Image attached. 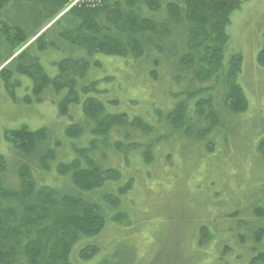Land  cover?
<instances>
[{"label": "rangeland", "instance_id": "rangeland-1", "mask_svg": "<svg viewBox=\"0 0 264 264\" xmlns=\"http://www.w3.org/2000/svg\"><path fill=\"white\" fill-rule=\"evenodd\" d=\"M237 1L242 3L226 27L229 43L221 72L229 68L232 55L241 56L237 83L248 106L242 114H230L220 94L222 84H205L218 86L210 95L221 118V126L207 136L200 130L205 123L188 137L170 128L163 117L183 99V82L171 80L168 67L146 64L141 58L124 61L100 55L102 68L91 69L85 79L100 80L97 97L108 113L139 117L151 128L147 133L130 126L114 129L105 143L89 133L81 104L70 106L72 118L59 116V95L48 90L43 102L26 103V96L32 98L31 81L15 75L11 81L19 85L8 92L0 77V154L8 161L9 172L16 161L4 133L22 127L47 128L49 139L59 143L54 151L60 163L74 160L76 150L98 142L97 150L88 155L105 170L117 172L113 173L116 180L94 194L105 213V228L96 238L72 248V264H253L264 253V237L257 241L254 236L264 225V218L256 214L264 210V155L258 150L264 139V69L256 63L264 43V0ZM52 61L41 54V64L51 77L57 71ZM188 108V118H196L195 102ZM191 122V127L197 124ZM71 124L84 132L67 137ZM115 142L121 143L119 150L110 145ZM56 164L48 174L36 172L39 184L60 187ZM104 196L113 198L111 204L116 199L119 207L106 204ZM87 245L98 247L99 252L83 261L78 253Z\"/></svg>", "mask_w": 264, "mask_h": 264}, {"label": "trees", "instance_id": "trees-1", "mask_svg": "<svg viewBox=\"0 0 264 264\" xmlns=\"http://www.w3.org/2000/svg\"><path fill=\"white\" fill-rule=\"evenodd\" d=\"M241 3L0 0V50L4 51L0 54V77L8 92L19 85L12 83L13 76L28 78L32 98L26 96L23 100L26 103L43 102V94L48 90L59 95L56 103L59 116L72 118L70 106L81 104L89 133L105 143L114 129L130 126L147 133L151 128L139 117L129 119L126 114L108 113L97 97L100 80L85 79L91 69L102 68L100 55L124 61L128 57L141 58L146 64L168 67L171 80L176 84L183 82V99L173 112L162 116L170 128L188 137L205 123L208 125L200 130L207 136L221 126V118L211 99L218 86L207 88L205 84L213 81L222 84L220 94L230 114H242L248 106L237 83L241 56L232 55L229 68L221 72L229 43L226 27ZM5 12L8 14L2 18ZM48 50L54 52L45 53ZM42 53L46 59H53L55 76H49L42 66ZM256 63L264 69V43ZM194 102L196 118L189 119L188 107ZM191 121L197 124L191 127ZM65 132L67 137L76 138L84 128L71 124ZM4 136L13 149L16 165L9 172L8 161L0 154V264H72V248L84 239L96 238L105 228V213L94 194L109 180H116L113 173L117 172L105 170L88 155L97 150L95 141L87 149L76 150L74 160L60 163L54 151L59 143L49 139L47 128L30 131L22 127L5 131ZM113 144L116 150L120 149L121 143H110ZM258 150L264 155V139ZM52 163H57L54 173L60 187L39 184L34 178L38 171L48 174ZM112 199L104 196L106 204L118 208V201L114 199L116 203L111 204ZM256 214L264 218V210L258 209ZM254 236L257 241L262 240L264 225ZM98 252V247L87 245L81 247L78 256L87 261ZM254 263L264 264V253Z\"/></svg>", "mask_w": 264, "mask_h": 264}]
</instances>
